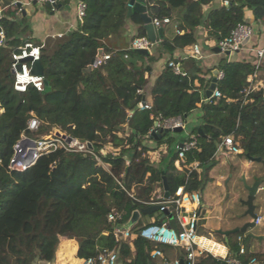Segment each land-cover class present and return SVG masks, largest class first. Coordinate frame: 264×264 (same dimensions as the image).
<instances>
[{"label":"trees","instance_id":"16d2710c","mask_svg":"<svg viewBox=\"0 0 264 264\" xmlns=\"http://www.w3.org/2000/svg\"><path fill=\"white\" fill-rule=\"evenodd\" d=\"M70 1L58 2L56 8ZM86 1V13L77 29L59 38H48L43 44L31 37L28 17L21 7L10 5L1 10L0 32L4 39L0 45V223L21 228L18 219L23 218L26 212L23 205L29 200L36 206L30 224L34 227L43 221L45 233L58 232L66 240H75L77 259L94 257L104 248H118L120 262L129 258L125 264H150L151 250L159 248L169 254L173 250L142 239L139 230L152 217L158 224L166 221L167 216L157 211L146 215L149 220L145 223L138 219L132 227L135 237L130 249L127 244L116 242L108 214L121 215L123 223H127L134 212L146 208L143 202L153 199L155 187L162 192L163 177L169 196L178 187H183L185 192H199L216 164L215 154L221 139L232 135L235 142H241L248 127L254 124L255 112L264 106V92L257 89L244 97L243 92L250 85L247 78L254 69L245 63H223L222 78L216 82L221 97L203 102L198 92L206 87V80L195 64L185 70L183 77L165 67L151 88V109L139 111L137 104L142 101L143 93L137 95V92L148 85L145 75L151 72V66L145 61L151 58L150 54L128 51L126 65L132 78L126 89L137 95V99L131 116L125 122L120 121L118 113L125 108L122 99L111 101L96 92L83 98L79 84L83 77L95 72L83 73L107 38L119 34L129 22L140 25L137 37H146V31L138 13L128 16L130 0ZM209 3L210 0H145L151 20L172 18L178 11L176 26L181 34L170 41L162 40L160 50L172 54L196 44L200 29H204L208 41L225 38L238 23H244L245 10L252 13L254 21L264 24V0H230L228 7L220 6L206 13L204 7ZM26 41L41 46L39 61L44 89L37 91L29 86L25 92L18 93L13 90L11 57ZM96 78L104 91L114 89L100 69ZM196 109L202 117L191 134L197 136L198 146L187 151L185 158L188 164L197 162L199 171L178 172L174 167L177 159L174 139L159 138L158 133L156 144H166L167 154L160 163L151 162L150 149L143 140L152 137L150 131L155 122L180 119L183 123ZM32 117L39 122L36 133L27 131ZM56 128L73 139L90 143L92 152L66 153L58 149L42 155L34 166L22 172L8 168L13 147L22 133L39 139L46 133L53 134ZM256 154L255 149L248 148L241 156L255 158ZM260 159L264 163V157ZM62 217L65 220L61 221ZM2 234L1 251L20 253V240L32 245L25 254L26 261L18 259L13 264H33L43 255L50 258L57 244L54 234L48 242L44 239L47 235L41 233L36 239L31 232L26 233L19 241L8 230ZM237 251V242L229 240V253ZM176 255L183 256L181 251ZM250 257L263 259L260 254H246L242 259ZM6 259L8 255H0V260ZM197 264H223V259L205 254L198 258Z\"/></svg>","mask_w":264,"mask_h":264},{"label":"crops","instance_id":"0c3cea01","mask_svg":"<svg viewBox=\"0 0 264 264\" xmlns=\"http://www.w3.org/2000/svg\"><path fill=\"white\" fill-rule=\"evenodd\" d=\"M220 4L221 0H210L209 5H206L204 10L207 13L211 9L220 7ZM10 5H16L17 7L22 8L23 13L28 17L31 37L34 41H38L40 44H43L48 38H59L76 30L78 27L75 10L76 0H71L62 8L58 7L54 11L50 5L39 4L33 0H12L11 2L0 0L1 9H6ZM178 16V11H175L172 18H170L172 21L171 25L164 26L160 30H155L157 43L149 52L151 60L145 61L146 65L149 64L151 66V72L145 75V78L148 80V85L142 91L137 92V95L143 93L142 100L144 99L145 103H152V96L150 94L151 88L157 77L166 67V62L169 59L179 61L184 70L188 69L192 64H195V66L201 70L202 75L206 80V87L198 92V96L202 101L206 98V90L212 83L213 79L217 76H214L215 72H221V65L223 63L238 62L249 64L254 69V73L250 75L253 76L252 78L250 76L247 78V82L256 89H261V87L264 86V54L262 57H258L256 54V50L264 46V24L254 21L252 13L249 10L244 11V23L252 27L253 34L242 46V48L238 52L230 55L209 52L207 44L210 41L206 39V32L204 29H200L197 32L196 44L201 47L200 55L202 58L198 61L189 57L192 46L178 49L172 54L161 51L159 48V44L162 40L170 41L176 35L175 28L177 27L176 20ZM139 28L140 25L129 22L125 24L119 34L110 36L102 44V53H110L111 59L105 62L100 70L105 74L106 79L114 88L112 91L108 92L103 90L96 78L98 69L95 70V72L83 77L79 84V93L83 98L93 92H96L107 97L111 101L122 99L125 108L118 113V118L122 122H125L133 113L135 109L134 104L137 99V95L131 94L126 89V86L131 81L132 77L131 71L126 65L128 63V54L124 53L128 51L131 39L138 35ZM119 53H121V55L119 57L116 56V54ZM201 117V111L199 109L194 110L182 123V130L171 131L165 135V138L172 137L174 139L175 149L177 150L188 139L189 135H193L191 134V129L200 122ZM253 121L254 124L248 127L241 139V142L234 141L240 150L239 154H230L224 147L221 149L217 148V152L215 154L217 164L209 171V180L199 191L201 194V205L199 208L198 220L199 233L201 236L209 240L205 242L206 245L210 247L219 257H223L228 254L232 256L237 254V252H234L233 254L229 253L230 235L227 237L226 242V237L222 233L240 228L246 222L250 221L248 217L242 216L246 211V207L240 203V201L246 199L248 193L244 188L241 190L239 195L238 192H236L237 182L250 186L255 180L259 181V187L253 201V205L254 213L260 221L258 224H255V226L260 225L264 220L261 215L264 211V205H262L263 202L260 203L259 201L260 194L264 191V163H262L260 159V156L264 157V106L255 112ZM56 130L59 129L56 128ZM181 132H184L182 136L180 134ZM170 134H172V136H169ZM143 142L150 149L148 152L150 161L155 164L160 163L162 157L167 154V145L162 144L158 146L153 137H147L143 140ZM248 148L256 150L257 154L255 158H245L241 156ZM251 159L260 160L252 161ZM195 164L198 163L194 162L193 164H188L186 162L187 166L185 167V170L183 169L182 171L176 168L175 162L174 167L180 173H189L192 170L198 172L199 166L194 167ZM230 182L232 184L229 186L228 184ZM207 189L210 191H206V193L203 194V192ZM159 195L164 196L163 185L162 192L158 187H155V192L152 197L153 199L151 200L156 199ZM237 202L242 205V208L234 211V205ZM235 214V217L240 218L236 220L229 218L233 217ZM151 221L154 220H149V222ZM208 221H211L209 231L213 235L208 234L207 236L203 234L204 230L202 231V229L206 226ZM258 235H264V228ZM238 237L241 236L238 235L235 242H237V246L239 248L240 244L237 241ZM243 247H245L247 255L264 254V248L261 251L255 252L247 245L243 244ZM74 248L76 252L77 245L74 246ZM78 261L80 264V260Z\"/></svg>","mask_w":264,"mask_h":264},{"label":"built area","instance_id":"2783aa9c","mask_svg":"<svg viewBox=\"0 0 264 264\" xmlns=\"http://www.w3.org/2000/svg\"><path fill=\"white\" fill-rule=\"evenodd\" d=\"M39 4H48L52 10L56 9L58 2L63 0H33ZM230 0H221L220 6L228 7ZM127 7L131 8L132 5L128 3ZM87 8L86 0H76V20L78 23L82 22L85 16ZM0 6V14H1ZM170 18L165 17L163 19H152L151 24L155 30H160L164 26L171 25ZM176 34H181L177 27L175 28ZM253 34V29L246 23H238L230 32V34L220 40H213L207 44L209 52H213L219 49L221 53L229 52L230 54L238 52L245 41H248ZM4 35L0 32V45L3 44ZM157 43H152L147 36L146 37H134L131 39L128 51L137 50H150ZM40 45H36L31 41H26L19 49L17 53L12 54L10 71L13 76V90L18 93H23L31 86L37 91L44 89V79L42 75H35L31 72V65L34 61L40 60ZM200 45L194 44L191 47L189 57L198 61L202 57L200 55ZM125 52L128 54L129 52ZM258 57H262L264 54V46L256 50ZM31 61L27 62V59ZM111 59L110 53H102L101 57L95 56L91 65V70L100 69L103 64ZM166 67L169 68L176 76H185V70L183 69L179 61L169 59L166 62ZM251 78L253 76H250ZM222 78V73L219 72L216 76V81ZM257 90L251 84L243 92L244 97L248 96L251 92ZM264 92V86L261 87ZM139 92V91H138ZM221 97L220 92L215 89L209 98L203 99V102H208L211 99H218ZM264 97V93H263ZM200 107V104H197ZM139 111L150 110L151 104L142 102L137 104ZM183 124L180 119H170L165 121H157V127L150 131L158 133L159 129L165 128L173 130L182 128ZM39 127V122L36 118L32 117L28 120L27 131L30 133H36ZM61 136L49 135L42 138H34L27 133H22L19 140L13 147V155L11 157L8 168L11 171L22 172L34 166L36 161L44 154L51 153L55 150H64L66 153H86L92 152L88 148L87 142H80L65 134ZM198 146V140L196 135H189L188 139L177 149V159L175 161L176 168L182 171L185 170L187 151L194 149ZM224 147L230 154H239L240 150L236 146L233 136L228 135L221 139L219 149ZM195 164L194 167H197ZM146 207L160 206V212L170 213L171 218L166 217V221L161 223L149 222V224H143L139 230V237L155 243L161 247L169 248L173 250V253H165L159 248L151 250L149 254L150 264H197L198 258L205 254H209L213 257L223 259V264H264V261L258 260L256 257H250L248 259H242L246 256L247 251L240 243L236 255H225L219 257L214 251L206 245V241H209L199 233V208L201 205V194L197 191L185 192L183 187H178L173 196L164 198L163 195H159L154 200L143 202ZM172 207V210H171ZM107 221L113 224V235L118 245L127 244L132 249V241L135 234L132 232V227L128 229H122L126 223H123L121 215L108 214ZM259 218L256 219L255 224H258ZM172 222L174 227L171 226ZM241 237L237 238V241H241ZM177 251H181L182 257L176 255ZM119 252L116 249H102L94 257L86 258L80 261V264H125L129 261L125 259L124 262L118 260Z\"/></svg>","mask_w":264,"mask_h":264},{"label":"rangeland","instance_id":"374dc122","mask_svg":"<svg viewBox=\"0 0 264 264\" xmlns=\"http://www.w3.org/2000/svg\"><path fill=\"white\" fill-rule=\"evenodd\" d=\"M57 133L63 134L60 132V130H56L53 134L46 133L43 136L54 135ZM183 133L184 132L180 133L181 136L183 135ZM169 136H172V134H170ZM216 164H217V161H216ZM103 167L106 170L108 169V167L106 165H103ZM230 184H232V183L230 182L228 185L230 186ZM229 186H228V188L230 189ZM242 189H244V185L237 182V187H236L237 191L236 190L235 191L238 192V194L240 195ZM206 191L208 192L210 190H208V189L205 190L203 192V194H205ZM258 199H259V197H258ZM259 201H260V203L263 202L262 205H264V191L261 192ZM23 207L26 208V212L22 216L23 218L18 219L19 223L21 224V228L17 227L16 225H12V224L11 225L8 224L7 226H5L3 223H0V239H1V237H3L2 232L6 231V230H8L10 234L17 235L18 241H19L20 236L31 232L34 239L38 238L39 233L47 235L44 237V239L48 242L47 239H51V236L54 234V236L57 239V244L55 245V247L52 250V256L50 258H45L43 255V257H40L39 259L34 260L33 264H74V263L79 264V261H78L79 259L76 258V252H75V248H74V246L77 245L76 241L75 240H66L58 232H55V233L51 232L50 234L45 233V229L43 230V228H42V225H44L43 221L39 222L40 225L33 227L32 224H30V223H31V218H33V216L36 215V206H34V202L32 203L29 200H27L26 203L23 205ZM231 207H232V205H231ZM241 208H242V205L239 204V202H237L234 205L233 210L237 211ZM261 215L264 218V211L261 213ZM235 216H236V214L233 215V217H229V218L234 219V220L240 218V217H235ZM152 219L154 220L155 218L152 217ZM60 220L61 221L65 220V217H62ZM139 220H140V222L145 223L146 221L149 220V217L142 216L139 218ZM210 226H211V221H208L206 226L202 229V231L204 230L203 231L204 235H207V236H208V234L213 235L209 231ZM27 227L29 230H27ZM48 227H52V226H48ZM263 228H264V220L260 225H257L255 227H253L252 229H248L247 232L240 234L242 239L238 243H240L242 246L244 244V245H247L248 247H251V249L255 252L263 250L264 240L262 242H258L256 239L249 236V235L259 236L258 234L260 233V231ZM236 235L237 234L230 235V241L231 242H235ZM6 237L8 238V236H6ZM46 243H45V245H46ZM31 247H32V245H29V242L20 240V248H18V249H21L20 253L17 252L16 250H9V249H6L5 251L0 250V255H8V260L7 259L6 260H0V264H13L16 262V260L19 261L18 259H20V261L25 260V254L30 251ZM261 261H264V254H263V259ZM25 264H26V262H25Z\"/></svg>","mask_w":264,"mask_h":264},{"label":"water","instance_id":"95a60500","mask_svg":"<svg viewBox=\"0 0 264 264\" xmlns=\"http://www.w3.org/2000/svg\"><path fill=\"white\" fill-rule=\"evenodd\" d=\"M129 3L132 5V7L127 8V14L128 16L134 13H138L140 16V19L143 23L144 29L146 31V36L147 38L152 42L155 43L156 41V33H155V29L153 28L152 24H151V18L147 15L146 13V5H145V0H130ZM161 32V31H159ZM247 41H245L246 43ZM138 54L141 55H149V51L147 50H137L136 51ZM214 53H221L219 49H216L213 51ZM102 54V50L99 49L97 52V57H101ZM225 55H230L229 52H225L223 53ZM27 62L31 61V59H27ZM93 60L91 61L92 64ZM91 71V65H89V67L86 69V71H84L83 73H89ZM31 72L35 75H42L43 74V69L42 66L40 64V61H34L31 65ZM218 72H215L214 76L217 75ZM216 89V78L213 79L212 83L209 85L208 89L205 92L206 98H209L212 94V91H214ZM145 103V100H142V104ZM157 127V122L154 124V128ZM182 130L181 128L178 129H173V130H168L165 128L159 129V132L157 134V136L159 138L167 135L169 132L171 131H180ZM198 133L201 134V130L198 129ZM56 136H61L59 133L56 134ZM151 136L156 140L158 137L155 135L154 132L151 133ZM181 147V146H180ZM88 148L90 150H92V145L90 143H88ZM252 161H259L260 159H251ZM162 185H163V191H164V198H168L169 196V190H168V185L166 183L165 178L163 177L162 179ZM258 187H259V181L255 180L254 183L250 186H247L246 184H244V188L247 191V197L245 200L240 201V203L242 205H244L246 207V211L245 213L242 215L243 217H248L250 219V221L246 222L242 227L234 229L232 231H228L225 233H222L226 239L225 241L227 242V237L229 235H233V234H243L245 233L248 229H252L255 226V221L257 219V215L254 213V205H253V201L255 199V196L257 194L258 191ZM160 210V206H150L144 209H141L140 211H136L132 214V216L130 217V219L128 220V222L122 226V229H128L131 228L140 218V216H146L152 213H155L157 211ZM164 216H167L169 219L171 218L170 213L166 212L164 213ZM171 226L174 227L173 223H171ZM250 237L256 239L258 242H261L264 240V235L262 236H253V235H249ZM180 264H183V262L181 261Z\"/></svg>","mask_w":264,"mask_h":264}]
</instances>
